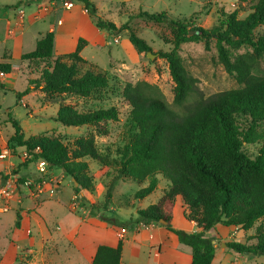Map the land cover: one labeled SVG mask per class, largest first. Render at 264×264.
Returning <instances> with one entry per match:
<instances>
[{
    "label": "trees",
    "instance_id": "obj_1",
    "mask_svg": "<svg viewBox=\"0 0 264 264\" xmlns=\"http://www.w3.org/2000/svg\"><path fill=\"white\" fill-rule=\"evenodd\" d=\"M79 1L84 3L99 28L118 30L114 22L101 18L91 0ZM241 1L250 2L249 13L244 18L237 17V10L223 13L219 25L211 28L196 26L192 16L171 19L165 11L140 12L141 17L150 21L171 25L173 48L161 50L158 55L168 62L175 82L174 104L164 99L157 85L146 81L127 83L123 89V96L131 107L132 136L119 149V175L128 181H148L135 192V199L154 192L159 175L169 181V187L159 200L138 209L137 216L130 217L129 224L123 227L133 230L164 220L166 223L161 224L177 235L178 242L189 246L191 264H212L217 241L205 234L215 230L217 225L247 231L264 219V130H257L264 122V74L259 70L264 59V33H256L264 26V0ZM18 5L20 3L9 8ZM125 28L129 30V41L139 53L153 51L132 27ZM190 41H203L206 50H210L215 41V62L236 80L237 87L202 96L196 78L188 72L179 53L181 45ZM86 43L80 39L75 51L54 57V33H46L33 51L22 55V60L38 61L41 66L40 77L30 83L42 85L49 99L60 94L83 98L99 94L109 80L102 71L88 69L81 73L79 64L86 60L80 53ZM241 48L246 51L239 52ZM0 71L12 72L11 63L0 62ZM5 86L0 81V87ZM190 97H194L193 104L184 108ZM239 116L249 118L247 129L241 130L237 122ZM118 117L115 106L80 111L70 103L61 104L55 116L57 121L65 126L91 125L94 131L76 138L71 146L61 136L48 132L26 137L22 126L11 118L14 133L8 137L7 146L14 155L24 149L30 155L23 161L25 164L43 158L52 168L63 169L78 182L75 185L73 181L77 193L82 189L93 192L96 177L89 161L100 164L97 173L107 164L96 138L106 135L105 123L116 121ZM245 142L260 145L255 156L244 150ZM1 149L0 145V152ZM178 196L185 208V218L195 223L197 231L173 225ZM111 197L107 188L103 208ZM90 205L92 209L97 207L94 203ZM19 219L17 214L16 226ZM102 219L108 220L105 216ZM253 238L254 243L232 240L227 242V247L240 254L264 255V223L257 225ZM122 250V238L116 246L99 244L91 264H121Z\"/></svg>",
    "mask_w": 264,
    "mask_h": 264
},
{
    "label": "rangeland",
    "instance_id": "obj_2",
    "mask_svg": "<svg viewBox=\"0 0 264 264\" xmlns=\"http://www.w3.org/2000/svg\"><path fill=\"white\" fill-rule=\"evenodd\" d=\"M91 1L98 8V14L101 18L105 21L114 22L118 30H111V43L106 45L105 48L88 47L83 52V55L93 61V63H80L79 67L81 73L88 69L104 72L109 80L108 86L96 96L83 98L60 94L57 96L61 101L59 98H54L48 104L45 102L49 99L48 95L43 97L42 95L32 96L26 94L24 101L29 104L26 107L24 104L19 103L18 96L20 93H24L29 84H34L30 83L31 80L29 81L30 74L27 73L28 69L26 66L22 69H15L14 72L19 75V78L13 89H0V127L2 126L6 135L13 132L12 122H8V119L11 121V118H13L22 126L26 137L48 132L52 135L61 136L65 142L72 146L76 138L86 136L89 132L94 131V126H65L57 121L55 116L61 103H70L80 111L98 107H117L119 111L118 120L106 122L108 133L96 138L98 149L106 158L107 164L102 166L97 173L100 164L95 160L89 161L93 175L97 179H103L106 189L110 188L112 197L109 199L108 206H113L114 209L107 211L103 209L102 205L106 202L105 191L102 193L103 201L99 205L96 204L97 207L95 209H90V214L95 213L96 215L97 210H99L102 216L108 217L107 221L111 225L123 226L129 224L130 217L137 216L138 209L156 203L169 185V181L164 176L159 175V184L156 190L142 199H135V192L147 185V182L124 180V178L120 177L118 171L119 149L132 136L131 107L123 96V89L126 84H135L139 81L155 84L160 88L164 99L169 104H174L175 82L170 74L168 62L158 55L161 50L170 51L173 48L171 25L167 22L157 23L150 21L145 17H141L139 13L142 11L149 13L165 11L171 19L189 18L192 16L196 26L211 28L219 25V19L222 18L223 13L237 10V17L244 18L249 13L250 2L241 0ZM1 10L3 11L4 9ZM15 12L18 13L16 10ZM125 27H132L140 37L144 38L152 47L154 56H149L147 52L139 53L129 41V30ZM256 33H264V26L259 27ZM115 38L119 39L118 43L114 41ZM245 51L246 48L239 50V52ZM179 53L188 72L196 78V85L202 96L209 97L217 92L237 87L236 80L227 73L221 64H216L215 62L217 55L215 41H212L210 50H206L203 41L185 42L181 45ZM259 70L261 74H264V59L260 64ZM32 77L37 78L36 75H32ZM193 101L194 97H190L184 103V108L191 106ZM43 105L45 106L43 107ZM35 109L37 111L33 113L34 117H31L29 113ZM237 122L241 130H245L249 126V118L247 116H239ZM257 130H264V122L258 125ZM259 146L258 143L245 142L244 150L250 156H255ZM91 170L89 169V171ZM94 185L95 190L93 193L97 192L96 181ZM66 188L64 184L60 186V190H63L66 195H70L66 192ZM98 190L99 192L102 191V187L100 186ZM88 195L94 198L90 193ZM53 200L56 199L52 198L48 202H53ZM77 202L87 203L82 194L79 195ZM86 207L89 209V206ZM174 208L175 218L172 221L173 225H180V222H187L189 225L190 221L187 219L183 220L179 199ZM57 211L58 215L49 214L50 223L65 222L66 220H64L63 216L67 214L75 221H77L76 218L81 216L77 211L72 213L67 207ZM0 217L6 223L5 227L13 223L17 219L15 204H12L9 211L0 213ZM157 223L162 225L159 222ZM260 223H264V219L257 221L255 226L247 231L238 227H226L219 224L215 230L207 232L205 235L215 237L217 241L216 254L212 264H264V255L240 254L227 247V242L232 240L248 243L256 242L253 236L256 233L257 225ZM82 228H85V224H83ZM149 233L148 231L145 233L146 237ZM81 236L83 235H80L78 240ZM95 238L100 240L103 237L95 234ZM146 239L150 240V244L133 241L127 243L123 252V264H155L157 258L171 257L173 252H175L167 244L156 243L153 238L148 239L147 237ZM86 241L82 242L85 243V249L81 250L84 258L85 254L93 252L88 244L89 240ZM73 244L76 246L81 245L79 241H74ZM186 247L189 248V246ZM240 256H243V258H240ZM80 264L84 263L81 261Z\"/></svg>",
    "mask_w": 264,
    "mask_h": 264
},
{
    "label": "crops",
    "instance_id": "obj_3",
    "mask_svg": "<svg viewBox=\"0 0 264 264\" xmlns=\"http://www.w3.org/2000/svg\"><path fill=\"white\" fill-rule=\"evenodd\" d=\"M72 1L73 7L67 9L63 5L64 0H0V62L12 65V72L0 75V81L6 85L0 89H13L19 78V75L14 71L22 69L24 66L27 67V73L30 74L29 81L40 77L41 67H39L38 61L22 60V55L33 51L37 41L48 32L54 33V57L75 51L79 40L84 39L87 43L80 54L86 62L93 63L83 55V52L90 46L103 49L111 43V30L99 28L82 1ZM18 3L23 6L22 15L16 13L14 8H9V6ZM32 75H36L37 78ZM41 87L42 85H30L27 93L19 94L21 96L20 98L18 96L19 103L26 107L29 106L28 102L24 101L26 94L44 97L45 93ZM54 98L59 97L55 96ZM50 101L51 99H48L45 102L48 104ZM35 111L37 109L30 111L31 117H34ZM8 122H11L10 119ZM3 131L1 126L0 145L2 148L7 145L8 137L14 133L13 131L6 135ZM24 151V149H19V155L0 160V176H7L11 170H14L13 173L18 177V190L11 201V207L14 203L15 210L20 215L18 226H16L17 219H15L13 223L5 227L6 223L0 217V264H11V261H15L14 264H80L81 261L84 264H91L99 244L116 246L121 238L123 239L121 264H123V252L127 243L133 241L150 244L147 237L148 239L153 238L156 243L167 244L168 247L175 250L171 257L157 258L155 264H191L190 248L180 244L176 234L155 221L132 230L128 227L111 225L107 219H102V213L99 210L96 215L95 213L90 214V209H92L90 203L99 205L103 201L102 193L107 190L103 179H95L97 192L93 193L82 189L77 193L73 187V178L67 176L63 169L54 167L51 170L52 180L46 185L44 192L36 196L31 195L27 183L30 180H39L41 174L37 171L35 161L27 164L23 162L21 154ZM63 184L68 188H66V192L70 195L67 194V196L63 190H60V186ZM100 186L102 191L99 192ZM88 193L94 198L90 197ZM80 194L88 200V203L77 202ZM52 198L56 200L48 202ZM178 199L183 220H186L182 199L180 196L177 197V201ZM73 200H76L77 207L75 206V208H72ZM86 206H89V209ZM64 207H67L72 213L77 211L81 216L75 221L67 214L63 216L65 222L50 223L49 214L58 215L57 210L64 209ZM103 209L107 211L114 207H109L107 204ZM174 218L175 211L173 221ZM83 224H85V228H82ZM174 226L187 231H197L194 222L189 225L187 222H180V225ZM122 228L125 229L124 233L120 232ZM28 230H30L29 234ZM147 231L150 233L146 237ZM95 234L104 239H96ZM80 235L83 236L78 240ZM86 240H89L88 244L93 252L85 254L84 258L81 250L85 249V243L82 242H87ZM74 241H79V244H82L76 246L73 244ZM241 257L243 258V256Z\"/></svg>",
    "mask_w": 264,
    "mask_h": 264
},
{
    "label": "built area",
    "instance_id": "obj_4",
    "mask_svg": "<svg viewBox=\"0 0 264 264\" xmlns=\"http://www.w3.org/2000/svg\"><path fill=\"white\" fill-rule=\"evenodd\" d=\"M63 5L65 8L70 9L73 7L74 3L72 0H64ZM19 15L23 13V6L22 4L16 6L14 8ZM114 41L116 43L119 42L118 38H115ZM0 75H4V72L0 71ZM16 156L13 154L8 146H4L0 152V160H4L6 158H10ZM21 157L24 160L30 157V155L24 151L21 154ZM36 168L39 174H41V178L39 180H30L27 183V187L31 195L36 196L44 192V189L47 184H49L52 180L51 177V164L47 162L43 158H38L35 160ZM18 190V177L13 173V170L7 176H0V213H4L10 210L11 208V201L14 198L15 193ZM75 200L72 201V207L75 208L76 206ZM122 232H125V229L122 228ZM30 230H28V234ZM18 248L19 245H17ZM15 261H11V264H14Z\"/></svg>",
    "mask_w": 264,
    "mask_h": 264
},
{
    "label": "water",
    "instance_id": "obj_5",
    "mask_svg": "<svg viewBox=\"0 0 264 264\" xmlns=\"http://www.w3.org/2000/svg\"><path fill=\"white\" fill-rule=\"evenodd\" d=\"M149 56H154L151 51L148 52ZM73 181L75 182V185H78V182L73 178ZM161 223H166L164 220L160 221Z\"/></svg>",
    "mask_w": 264,
    "mask_h": 264
}]
</instances>
